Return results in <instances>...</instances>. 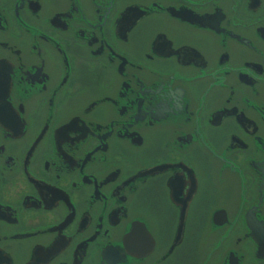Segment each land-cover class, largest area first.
<instances>
[{"label":"flooded vegetation","instance_id":"flooded-vegetation-1","mask_svg":"<svg viewBox=\"0 0 264 264\" xmlns=\"http://www.w3.org/2000/svg\"><path fill=\"white\" fill-rule=\"evenodd\" d=\"M0 264H264V0H0Z\"/></svg>","mask_w":264,"mask_h":264}]
</instances>
